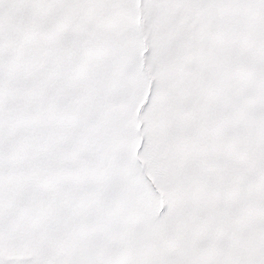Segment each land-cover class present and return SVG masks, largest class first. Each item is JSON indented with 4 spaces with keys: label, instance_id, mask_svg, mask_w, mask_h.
Masks as SVG:
<instances>
[{
    "label": "snow or ice",
    "instance_id": "obj_1",
    "mask_svg": "<svg viewBox=\"0 0 264 264\" xmlns=\"http://www.w3.org/2000/svg\"><path fill=\"white\" fill-rule=\"evenodd\" d=\"M0 264H264V0H0Z\"/></svg>",
    "mask_w": 264,
    "mask_h": 264
}]
</instances>
